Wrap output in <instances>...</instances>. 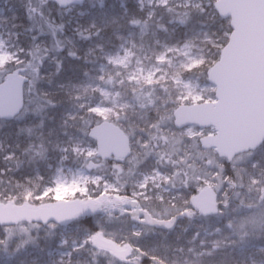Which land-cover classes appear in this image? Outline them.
<instances>
[{"label": "snow or ice", "instance_id": "obj_1", "mask_svg": "<svg viewBox=\"0 0 264 264\" xmlns=\"http://www.w3.org/2000/svg\"><path fill=\"white\" fill-rule=\"evenodd\" d=\"M138 3L144 12V0ZM147 3L143 22L129 21L139 27L136 39L116 31L83 56L67 51L68 59L88 67L77 66L74 78L57 85L63 101L31 84L25 61L13 58L11 69L0 65V92L7 77L22 81L18 123L40 114L42 129L47 111L67 105L55 168L46 164V174L37 168L18 179H5L0 170L5 249L16 225L25 236L37 234L16 251L41 231L59 234L57 247L65 251L58 264H82L85 254L83 264H203V257L213 258L207 264H247L253 253L246 248L264 253V135L226 146L223 122L201 119L225 105L214 69L232 47L236 25L225 28L223 18L209 12L212 0ZM157 9L174 14L169 23L184 28L183 39L174 40L176 29L159 22L149 34ZM105 30L77 34L90 41L103 39ZM63 70L57 61L55 74ZM32 71L38 84L42 74ZM47 152L41 134L35 155L46 161ZM195 221L202 223L189 235Z\"/></svg>", "mask_w": 264, "mask_h": 264}, {"label": "trees", "instance_id": "obj_2", "mask_svg": "<svg viewBox=\"0 0 264 264\" xmlns=\"http://www.w3.org/2000/svg\"><path fill=\"white\" fill-rule=\"evenodd\" d=\"M51 2V1H50ZM48 2L45 7L33 8L32 5L29 3L28 0H11L10 5L13 7L15 12V25L17 26L18 31L29 32L30 35L35 36V28H32L31 24H33L31 20V16L36 17H44L46 21L53 22L61 26V31L64 34V37L69 35H74L75 41L80 43L84 42L81 41V36L77 33H81L82 31L88 29V19L91 16H96L98 20V24L96 23V28H106L105 31L101 33L103 39L101 41L105 42L106 40L111 39L109 37V33L114 34V32L119 31L124 36L127 33L131 32L133 28H130L129 21L133 19H139L143 21L146 17V13L148 9H145L144 12H140L138 9L140 5L138 4L137 0H96L92 7L81 8V11L85 12L84 14L73 13L71 16H61L63 14V10L54 2ZM29 5V7H28ZM28 7V10H27ZM127 10V11H125ZM162 10V9H160ZM159 9L156 10V16L161 17L164 22H169L174 14L169 13H161ZM28 11V13H27ZM177 11H182V9H178ZM214 9H209V12H213ZM41 12V14H40ZM79 12V11H78ZM215 13V12H214ZM155 16V17H156ZM217 16V15H216ZM154 17V18H155ZM219 21L220 17L217 16ZM211 23V21H208ZM167 24V23H166ZM56 25V26H57ZM34 26V25H33ZM223 26L228 28L227 21L223 20ZM96 28L88 30L87 34L96 31ZM62 37V38H64ZM22 37H19L18 40L20 42V46L25 51L30 50L24 42L22 41ZM51 37L46 36L44 38L45 44H47ZM39 39L37 38L36 42ZM35 42V43H36ZM115 42V41H113ZM80 51V55H81ZM83 56V55H81ZM77 66L81 68L83 63L76 61ZM72 64V63H71ZM63 71L59 75H54L50 77L52 83L50 86H45L47 83L42 87L44 92L52 93L53 95L50 96L51 99L56 100L57 102L65 100V96L63 92H61L57 85L61 83H65L68 79L74 78L73 77V66L70 65L69 69L64 66L63 62ZM49 77H45L43 80H47ZM27 96L25 97V99ZM60 107L66 108V104H61ZM60 107L56 108L55 110H49L46 113L44 128L41 130L39 125L40 118L37 117L36 121L30 122L29 119H24L22 123H18L19 121L12 120V121H3L0 120V170L5 173V179L8 178H20L24 174H32L34 169H39L41 174H46V164H50L47 160L52 158L54 154L50 149V142H48L49 137V130H60L59 124L61 120V113ZM41 130V131H40ZM41 134L42 139L44 141L45 147L48 149L47 156L48 159L46 161H42L38 156L35 155L36 150L41 142ZM9 154H12L9 156ZM19 166V171H17V167ZM8 169H12V171H8ZM192 231L189 230V233ZM188 233V234H189ZM36 233L34 238L36 237ZM156 240H159L160 237H156ZM174 236H169V240H173ZM58 238L46 237L43 231L40 232L39 238L34 239L31 244L27 246L32 252L40 251L41 259H39L42 263L46 261L44 257V250H49L54 248L57 245ZM183 242V241H181ZM264 243V242H262ZM252 251V259L251 262L257 261L260 262L264 260V253L255 251L249 248L245 249V252ZM39 256L35 253H30L27 257L24 254L15 255L12 259H8V264H37L34 260H31L32 257ZM204 259L203 264H207V262L213 258L206 257ZM217 261L220 260V257H215ZM248 264V261H247Z\"/></svg>", "mask_w": 264, "mask_h": 264}, {"label": "water", "instance_id": "obj_3", "mask_svg": "<svg viewBox=\"0 0 264 264\" xmlns=\"http://www.w3.org/2000/svg\"><path fill=\"white\" fill-rule=\"evenodd\" d=\"M84 0H56L61 8ZM214 9L236 25L232 47L214 69L225 105L201 119H219L226 146L242 145L264 135V0H217ZM22 81L7 77L0 92V120L11 121L21 109ZM16 226V225H10Z\"/></svg>", "mask_w": 264, "mask_h": 264}, {"label": "rangeland", "instance_id": "obj_4", "mask_svg": "<svg viewBox=\"0 0 264 264\" xmlns=\"http://www.w3.org/2000/svg\"><path fill=\"white\" fill-rule=\"evenodd\" d=\"M28 1L32 5L31 7L34 6L33 7L34 9L42 7V5L43 7H45L46 4L50 1H51L50 3L54 2L57 5V3L54 0H28ZM214 1L215 0H212V3ZM95 2L96 0H85L84 3L79 4V5L70 4L66 9L63 10L64 15H61V16H65V15L71 16L73 13L75 14V12L82 15L85 12L81 11V8L92 7ZM10 3H11V0H0V65L7 64L8 67L11 69V68L16 67L14 63H11L13 58L25 61V64L22 66L27 67L28 69L27 75L29 77L31 84L35 85L42 91H43L42 87L46 83L47 85L45 86L51 85L48 83V81L50 80V77L56 75L55 72H56L57 61L63 60L64 66L67 69H69L70 65H72L75 70V66H76L75 63L77 62L68 59L66 55L68 50L78 51V53H80L81 51L82 52L81 55H84L85 51L89 47H92L97 43H101L102 41V39H98V38H93L90 41L84 40L83 38H81V41L84 40V42L80 43L78 41H75V38L73 37L74 35H69L67 37H64V34L61 31V26L54 24L53 22L46 21L44 17H39V16L36 17L33 15L30 18L33 22V24H31L32 28L36 29L35 36L30 35L29 32L27 31L20 32L18 31L17 26L14 23L15 22V15H14L15 12L13 10V7L10 5ZM28 7H27V10H28ZM144 9H148V11L150 10L147 0H144ZM160 12L163 13L164 11L160 10ZM88 22L89 23L87 27L89 28L81 32L85 35H87L86 32H88V30L92 29L93 23L95 25L96 23L97 24L99 23L95 15L89 17ZM157 22L167 27L170 32L173 28L176 29L175 36L173 37L174 40L183 39L184 28L182 26H179L178 23L170 24L169 22H164V20L159 16H156L152 21L149 22V28H148L149 34L152 31L157 30L156 29ZM131 32L134 33L133 39H136L139 36V27L133 28ZM108 33H109V37H113V34H111L110 32ZM127 35L125 37H127ZM46 36L51 37L50 39L51 41H49L48 46L47 44H45V40H44ZM19 37L23 38L22 41L27 47L30 48V50L25 51V49H22V47L20 46V42L18 40ZM37 38L39 40L36 42ZM159 38L163 41L165 39V34L163 32H159ZM57 41H59V48H62L63 51L57 50L58 49ZM79 66H81V68L88 67V65H84V64L79 65ZM33 68H39V71L42 74V79L40 80L38 84L35 79L36 74L32 71ZM45 77H49V78L44 81L43 79ZM51 83H52V80H51ZM24 96L25 97L27 96L26 87L24 88ZM32 107L34 110L35 105H33ZM62 111L63 110L60 107V113ZM23 114H24V110H22V112L18 115L16 120L20 121L21 118L23 117ZM37 117L40 118V114L28 115L27 119H29L30 122H33V121H36ZM60 131L61 129L59 131L54 130L52 132V135L48 137V142H50V149L52 150V153L54 154V156L48 159L47 161L52 165L53 168L56 167L57 158H58V154L54 150L55 142L57 140L66 139L65 137L60 135ZM201 223L202 221H195L193 223V227H191L189 230L194 231L195 227ZM11 228L13 229V235L11 239L8 241V245H9L8 248L5 249L4 247L0 246V264H8L9 255L12 253H15V255L24 254L25 257L30 255V253L32 254L35 253L39 256L32 257L31 260H34L35 263L37 264H49V261H56L58 264L60 260V253L65 251V249L57 247L58 242H57V245L52 249H49V250H44V248L41 249L42 251H44L45 253L44 257L46 259V261L42 263L39 260L42 258L40 251L38 250L37 252H34V251L32 252L30 249L27 248V246L31 244V242H33L34 239L29 240L27 245H21L20 250L16 251L17 246L20 245L21 241L28 240V236H31L34 238L36 232L33 230L29 232L27 236H25L23 233L19 231V228L17 226H12ZM179 232H180V228L177 229V233ZM190 234L191 233H189V235ZM56 238H58V241H59V234H57ZM49 253H51V256H49ZM75 259L76 257H73L74 261ZM79 259L83 264V261L88 260L89 257L85 254V255L80 256ZM204 259H207V258L206 257L201 258L202 261H204ZM248 264H253V262H251V260H248ZM255 264H260V262L256 261Z\"/></svg>", "mask_w": 264, "mask_h": 264}]
</instances>
